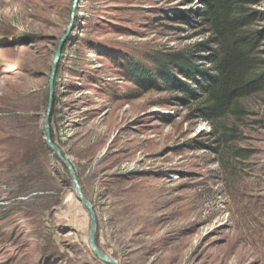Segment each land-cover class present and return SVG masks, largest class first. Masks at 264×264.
Here are the masks:
<instances>
[{
  "label": "rangeland",
  "instance_id": "1",
  "mask_svg": "<svg viewBox=\"0 0 264 264\" xmlns=\"http://www.w3.org/2000/svg\"><path fill=\"white\" fill-rule=\"evenodd\" d=\"M202 12V0H0V264H107L46 142L49 109L103 256L264 264V84L206 121L208 77L181 101L184 79L164 64L215 73ZM243 12L261 75L264 0Z\"/></svg>",
  "mask_w": 264,
  "mask_h": 264
},
{
  "label": "trees",
  "instance_id": "2",
  "mask_svg": "<svg viewBox=\"0 0 264 264\" xmlns=\"http://www.w3.org/2000/svg\"><path fill=\"white\" fill-rule=\"evenodd\" d=\"M202 2V16L213 35L211 41L218 48L213 61L215 73L207 76L184 56L174 55L164 64L175 68L184 79L178 81L175 78L181 101L193 97V87L187 81L197 85L203 76L208 77L205 89H202L206 98L201 110L208 111L204 119L211 121L221 117L240 98L258 92L264 84V74L256 73L259 33L250 28V16L243 12L244 0Z\"/></svg>",
  "mask_w": 264,
  "mask_h": 264
},
{
  "label": "water",
  "instance_id": "3",
  "mask_svg": "<svg viewBox=\"0 0 264 264\" xmlns=\"http://www.w3.org/2000/svg\"><path fill=\"white\" fill-rule=\"evenodd\" d=\"M60 50V49H59ZM59 50L57 52V58L59 55ZM56 58V63H57V59ZM55 63V64H56ZM55 68V66H54ZM45 137H46V142L48 144V146L52 149V151L54 152L55 155H57V157L59 158V160L61 161V163L66 167L67 171L70 174L74 189L76 191L77 197L79 199V201L82 203V205H84V207L87 209L89 217H90V233H89V245L90 248L92 249V251L94 252V254L103 262L107 263V264H116V262L112 261L111 259L103 256L98 249L96 248L95 242H94V238H95V231H96V224H95V213L94 210L92 208V206L90 205V203L86 200V198L84 197L82 191H81V187L80 184L78 182V179L76 178L75 172L71 166V164L69 163V161L62 155V153L60 152V150L53 144L52 140H51V133H50V109L47 113V118L45 121Z\"/></svg>",
  "mask_w": 264,
  "mask_h": 264
}]
</instances>
